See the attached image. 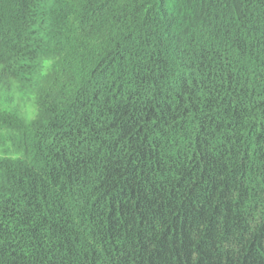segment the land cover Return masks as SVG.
<instances>
[{
    "label": "trees",
    "instance_id": "obj_1",
    "mask_svg": "<svg viewBox=\"0 0 264 264\" xmlns=\"http://www.w3.org/2000/svg\"><path fill=\"white\" fill-rule=\"evenodd\" d=\"M0 264H264V0H0Z\"/></svg>",
    "mask_w": 264,
    "mask_h": 264
}]
</instances>
